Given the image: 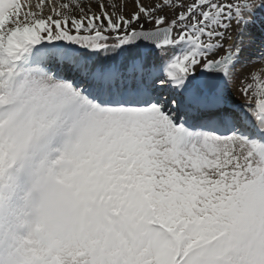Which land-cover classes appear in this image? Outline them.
<instances>
[{
	"label": "snow or ice",
	"instance_id": "6c2138e0",
	"mask_svg": "<svg viewBox=\"0 0 264 264\" xmlns=\"http://www.w3.org/2000/svg\"><path fill=\"white\" fill-rule=\"evenodd\" d=\"M0 264H264V0H0Z\"/></svg>",
	"mask_w": 264,
	"mask_h": 264
}]
</instances>
